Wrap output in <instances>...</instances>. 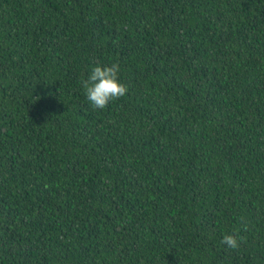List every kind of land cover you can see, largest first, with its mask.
Listing matches in <instances>:
<instances>
[{
	"label": "trees",
	"instance_id": "16d2710c",
	"mask_svg": "<svg viewBox=\"0 0 264 264\" xmlns=\"http://www.w3.org/2000/svg\"><path fill=\"white\" fill-rule=\"evenodd\" d=\"M0 264H264V0H0Z\"/></svg>",
	"mask_w": 264,
	"mask_h": 264
},
{
	"label": "clouds",
	"instance_id": "9594fccd",
	"mask_svg": "<svg viewBox=\"0 0 264 264\" xmlns=\"http://www.w3.org/2000/svg\"><path fill=\"white\" fill-rule=\"evenodd\" d=\"M119 72L118 63L104 67L96 66L88 77L82 80L86 98L94 110L106 108L110 101L117 100L127 93V86L119 80ZM240 240L242 238L225 235L221 242L228 248L237 249Z\"/></svg>",
	"mask_w": 264,
	"mask_h": 264
}]
</instances>
